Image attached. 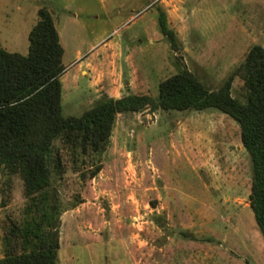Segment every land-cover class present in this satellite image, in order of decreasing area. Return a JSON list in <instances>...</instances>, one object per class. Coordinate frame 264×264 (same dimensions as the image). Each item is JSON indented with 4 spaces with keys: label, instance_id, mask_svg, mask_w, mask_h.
<instances>
[{
    "label": "rangeland",
    "instance_id": "1",
    "mask_svg": "<svg viewBox=\"0 0 264 264\" xmlns=\"http://www.w3.org/2000/svg\"><path fill=\"white\" fill-rule=\"evenodd\" d=\"M41 7L63 48L64 117L104 95L157 97L158 84L184 69L216 89L251 46H264V0H0V46L26 55ZM161 12L174 45L160 32ZM242 83L233 79L232 96L242 97ZM62 152L52 191L63 210L57 264H264L249 207L251 161L228 115L122 113L103 153ZM92 164L101 165L94 177ZM9 196L0 224L24 203L17 176Z\"/></svg>",
    "mask_w": 264,
    "mask_h": 264
},
{
    "label": "trees",
    "instance_id": "2",
    "mask_svg": "<svg viewBox=\"0 0 264 264\" xmlns=\"http://www.w3.org/2000/svg\"><path fill=\"white\" fill-rule=\"evenodd\" d=\"M158 24L174 45L175 35L164 12ZM28 41L26 55L0 46V207L8 206L14 176L21 180L24 195L22 207L6 212L0 224V264L58 263L63 210L52 191L65 171L62 151L72 158L77 152L103 153L117 115L145 109L214 108L238 124L242 146L251 161L249 207L264 240V46H251L243 62L216 89L208 88L184 69L158 84L157 97L104 95L81 115L64 117L60 81L65 71L63 48L46 7L37 10ZM236 76L243 82L241 98L231 94ZM100 170V164H92L90 177Z\"/></svg>",
    "mask_w": 264,
    "mask_h": 264
},
{
    "label": "crops",
    "instance_id": "3",
    "mask_svg": "<svg viewBox=\"0 0 264 264\" xmlns=\"http://www.w3.org/2000/svg\"><path fill=\"white\" fill-rule=\"evenodd\" d=\"M63 74H64V73H63ZM63 74H62V75H63ZM110 97H112V96H110ZM116 98H117V97H116ZM0 253H1V245H0ZM0 256H1V254H0Z\"/></svg>",
    "mask_w": 264,
    "mask_h": 264
}]
</instances>
